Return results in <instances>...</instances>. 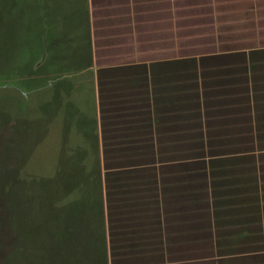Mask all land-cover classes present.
<instances>
[{
    "label": "crops",
    "instance_id": "1",
    "mask_svg": "<svg viewBox=\"0 0 264 264\" xmlns=\"http://www.w3.org/2000/svg\"><path fill=\"white\" fill-rule=\"evenodd\" d=\"M170 1L35 0L56 28L88 21L90 65L55 89L93 86L94 129L66 150L99 160L108 264H248L264 254V44L146 57L163 44L145 16Z\"/></svg>",
    "mask_w": 264,
    "mask_h": 264
},
{
    "label": "rangeland",
    "instance_id": "2",
    "mask_svg": "<svg viewBox=\"0 0 264 264\" xmlns=\"http://www.w3.org/2000/svg\"><path fill=\"white\" fill-rule=\"evenodd\" d=\"M170 7L168 15L145 16L152 20L147 24L148 35L159 36L156 42L163 44L145 46L146 57L264 44V0H172ZM57 21L38 14L35 0H0V163L5 169L19 171L27 180L26 186L32 181L42 193L47 186L50 197L55 189L63 194L70 188L68 200L74 201L70 207L75 209L77 201L94 195V185L87 180L74 188L83 175L80 163L88 170L94 159L70 157L76 153L70 154L66 147L88 142L78 132L93 131L96 101L90 85H80L71 92L70 88L67 92L55 89L59 78L78 74L89 57L84 31L72 34L70 30L69 37L55 45V34L62 30L56 28ZM71 22L64 26L69 29ZM82 26L84 22L80 30ZM73 35L77 37L74 40ZM63 45L64 51H55ZM51 59L55 63L65 59L67 63L49 68ZM74 81L67 79V83ZM58 156L63 168L57 167ZM30 176L34 177L31 181ZM3 211L4 201L0 199L1 222ZM42 211L46 216L39 215V222L42 230H49V236L56 211L49 203L42 205ZM44 236L43 232L40 244L50 246V237L47 240Z\"/></svg>",
    "mask_w": 264,
    "mask_h": 264
},
{
    "label": "trees",
    "instance_id": "3",
    "mask_svg": "<svg viewBox=\"0 0 264 264\" xmlns=\"http://www.w3.org/2000/svg\"><path fill=\"white\" fill-rule=\"evenodd\" d=\"M72 17V34H77L76 31L85 32L89 57L81 69H87L90 65L91 56L88 21L84 15L74 14ZM82 22H84V26H82L83 30H80L79 26ZM60 31L61 33L55 34L58 36L55 45L64 38L66 40L69 37L68 34L71 33L70 30L66 31V29ZM74 36L71 38L72 40L77 38ZM55 51H64V45ZM73 58L72 60H74ZM48 63H50L49 68H52L59 66V64L65 66L67 62L65 59H61L60 61L56 60L55 63L51 59ZM61 159L58 156L57 167L60 166ZM66 162L68 163V161ZM67 163L66 167L68 166ZM3 167L5 166L0 163V199L4 201L2 213L4 220L0 221V264H108L103 199L99 182V160L94 158V165L82 172L83 175L78 180V185L74 186V188L79 186V182L82 180H87L94 185L92 198L83 197L77 201L75 209L70 207L74 201L72 203L68 200L70 188L65 189L63 194L55 189L53 196L50 197L46 191L47 186H44L42 193V191L37 190L36 186L32 185L33 176H30V185L26 186L24 182L27 180L19 171L13 170L11 167L7 169ZM57 174L55 173L54 177ZM89 199H92V202ZM106 200L111 234L109 192H106ZM48 203L56 211L51 220L52 232L49 236L47 235L49 230H42L44 228L39 222V215L46 216V213L42 211V205L47 206ZM43 224L44 226L47 225L45 221ZM43 232L47 240L50 237V246L47 242L40 244ZM110 257L112 258V255ZM218 258V264H231L236 261V259L225 256H218ZM242 261L248 264H264V254L255 253L243 256Z\"/></svg>",
    "mask_w": 264,
    "mask_h": 264
}]
</instances>
